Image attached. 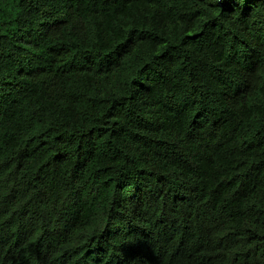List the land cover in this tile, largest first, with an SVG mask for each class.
Masks as SVG:
<instances>
[{"label": "trees", "instance_id": "1", "mask_svg": "<svg viewBox=\"0 0 264 264\" xmlns=\"http://www.w3.org/2000/svg\"><path fill=\"white\" fill-rule=\"evenodd\" d=\"M0 264H264V0H0Z\"/></svg>", "mask_w": 264, "mask_h": 264}]
</instances>
